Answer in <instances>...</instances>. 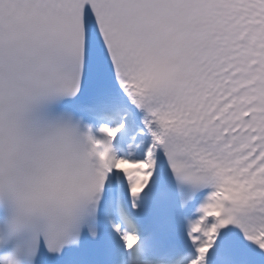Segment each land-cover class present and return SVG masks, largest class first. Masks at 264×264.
Here are the masks:
<instances>
[{
    "label": "snow or ice",
    "instance_id": "6c2138e0",
    "mask_svg": "<svg viewBox=\"0 0 264 264\" xmlns=\"http://www.w3.org/2000/svg\"><path fill=\"white\" fill-rule=\"evenodd\" d=\"M0 264H264V0H0Z\"/></svg>",
    "mask_w": 264,
    "mask_h": 264
}]
</instances>
